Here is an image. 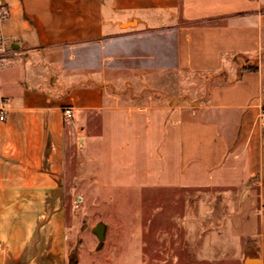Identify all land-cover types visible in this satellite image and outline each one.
Listing matches in <instances>:
<instances>
[{
    "label": "crops",
    "instance_id": "obj_1",
    "mask_svg": "<svg viewBox=\"0 0 264 264\" xmlns=\"http://www.w3.org/2000/svg\"><path fill=\"white\" fill-rule=\"evenodd\" d=\"M0 10V264H69L64 204L91 187L247 188L230 216L256 241L241 259L109 264H264V0Z\"/></svg>",
    "mask_w": 264,
    "mask_h": 264
},
{
    "label": "rangeland",
    "instance_id": "obj_2",
    "mask_svg": "<svg viewBox=\"0 0 264 264\" xmlns=\"http://www.w3.org/2000/svg\"><path fill=\"white\" fill-rule=\"evenodd\" d=\"M176 78L177 83L183 81ZM185 79L191 87L184 93L199 98L203 78L193 75ZM82 192L83 197L77 199L68 195L64 204L69 264L233 261L248 252L238 246H256L255 238L238 237L231 229L230 216L242 210L247 188L109 191L91 187ZM185 212L192 219H185Z\"/></svg>",
    "mask_w": 264,
    "mask_h": 264
},
{
    "label": "built area",
    "instance_id": "obj_3",
    "mask_svg": "<svg viewBox=\"0 0 264 264\" xmlns=\"http://www.w3.org/2000/svg\"><path fill=\"white\" fill-rule=\"evenodd\" d=\"M5 16V12L1 11L0 10V21L1 19ZM3 53H4V43H3V36L0 32V70L2 69L3 67V64H4V60H3ZM3 107L0 108V119H4V113H3ZM72 108L71 107H66L64 109V116L66 118H69L71 115H72Z\"/></svg>",
    "mask_w": 264,
    "mask_h": 264
}]
</instances>
